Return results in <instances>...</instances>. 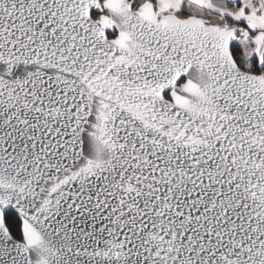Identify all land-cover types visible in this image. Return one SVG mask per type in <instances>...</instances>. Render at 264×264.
<instances>
[{
  "label": "snow or ice",
  "instance_id": "6c2138e0",
  "mask_svg": "<svg viewBox=\"0 0 264 264\" xmlns=\"http://www.w3.org/2000/svg\"><path fill=\"white\" fill-rule=\"evenodd\" d=\"M0 264H264V0H0Z\"/></svg>",
  "mask_w": 264,
  "mask_h": 264
}]
</instances>
